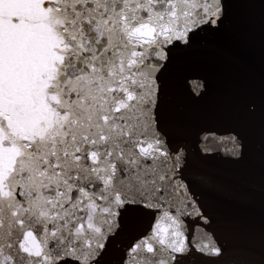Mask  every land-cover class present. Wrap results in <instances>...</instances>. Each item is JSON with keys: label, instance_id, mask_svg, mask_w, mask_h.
Instances as JSON below:
<instances>
[{"label": "snow or ice", "instance_id": "6c2138e0", "mask_svg": "<svg viewBox=\"0 0 264 264\" xmlns=\"http://www.w3.org/2000/svg\"><path fill=\"white\" fill-rule=\"evenodd\" d=\"M0 264H264V0H0Z\"/></svg>", "mask_w": 264, "mask_h": 264}, {"label": "water", "instance_id": "95a60500", "mask_svg": "<svg viewBox=\"0 0 264 264\" xmlns=\"http://www.w3.org/2000/svg\"><path fill=\"white\" fill-rule=\"evenodd\" d=\"M212 206L218 208L220 211H224L225 208L223 204L218 200L211 201ZM201 238V232L199 230V226H196V239L199 240Z\"/></svg>", "mask_w": 264, "mask_h": 264}]
</instances>
